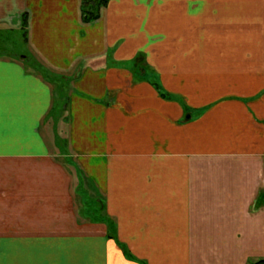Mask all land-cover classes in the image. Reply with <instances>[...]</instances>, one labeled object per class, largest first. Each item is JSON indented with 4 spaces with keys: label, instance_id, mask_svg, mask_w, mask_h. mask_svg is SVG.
I'll list each match as a JSON object with an SVG mask.
<instances>
[{
    "label": "crops",
    "instance_id": "1",
    "mask_svg": "<svg viewBox=\"0 0 264 264\" xmlns=\"http://www.w3.org/2000/svg\"><path fill=\"white\" fill-rule=\"evenodd\" d=\"M80 5L0 0V264L264 259V0Z\"/></svg>",
    "mask_w": 264,
    "mask_h": 264
},
{
    "label": "trees",
    "instance_id": "2",
    "mask_svg": "<svg viewBox=\"0 0 264 264\" xmlns=\"http://www.w3.org/2000/svg\"><path fill=\"white\" fill-rule=\"evenodd\" d=\"M108 1L109 0H81L80 10H81L82 21L84 23H89V22H93L96 19H98L99 15H100V10L108 4ZM26 31H27V14L23 13L22 18H21V25L19 26V32H20L21 41L24 44H26V42H27ZM33 67L36 69V71L43 74V76L44 75L46 76L48 74V72L45 69H42L41 66L37 65V63H34ZM141 73H142L141 70H138V74H140V76H141ZM151 83L159 91V93L162 97L167 96V93L163 92L161 90V86L158 82V79H153L151 81ZM53 112H54V110H53ZM52 114H51V116H52ZM52 117H54V114ZM56 138H57L56 141L58 143L59 139H58V137H56ZM107 223L109 225V234H107V235H108V237H114V232H113L114 230H112V228L114 227L113 223H111V221L107 222ZM121 246L124 249V246L123 245H121ZM248 264H264V259H258L254 262H249Z\"/></svg>",
    "mask_w": 264,
    "mask_h": 264
},
{
    "label": "rangeland",
    "instance_id": "3",
    "mask_svg": "<svg viewBox=\"0 0 264 264\" xmlns=\"http://www.w3.org/2000/svg\"><path fill=\"white\" fill-rule=\"evenodd\" d=\"M17 33H19L18 31H14L13 36L9 33V35H5V34H0V50L2 51H6V52H18L19 54L23 53L24 54V45L21 41V38L19 35H17ZM7 36V37H6ZM5 43V44H3ZM140 59V58H139ZM34 70H36L34 68ZM49 75V74H47ZM56 111V109L54 110ZM55 116L54 117H48L47 118V122L51 125H49V130L51 132H56V126H55ZM59 132H61V129L58 128ZM61 139V138H60ZM62 140H64V144L66 142L65 138H63ZM77 199L79 200V202H81V204H86V202L82 201L81 198L78 196Z\"/></svg>",
    "mask_w": 264,
    "mask_h": 264
}]
</instances>
